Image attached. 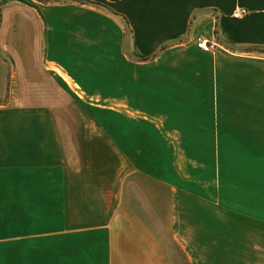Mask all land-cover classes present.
<instances>
[{"label":"crops","instance_id":"crops-1","mask_svg":"<svg viewBox=\"0 0 264 264\" xmlns=\"http://www.w3.org/2000/svg\"><path fill=\"white\" fill-rule=\"evenodd\" d=\"M82 1L0 0V264L221 263L261 224L264 0Z\"/></svg>","mask_w":264,"mask_h":264},{"label":"rangeland","instance_id":"rangeland-1","mask_svg":"<svg viewBox=\"0 0 264 264\" xmlns=\"http://www.w3.org/2000/svg\"><path fill=\"white\" fill-rule=\"evenodd\" d=\"M105 149H102V154H105ZM184 151L187 152V154H190V151L192 152L191 155H196L198 157V161L203 163V167L211 166L212 165V158L215 160L218 157H224V161L226 162L225 155L227 154V161L224 164H218L223 166V171L226 173H230L231 175H234L236 173L234 172H239V164H237V156H238V151L239 149H183V154ZM262 153V164H261V171H262V176L261 179L256 181L255 187L256 190L259 187L261 189V200H262V205L260 209V214H261V224L260 227L257 225V217L258 215L256 214V226L255 228H249L246 227V235L242 233L239 229V231L242 234V241H241V246H238L236 248L230 247V252L225 249V255L223 261V264H264V148L261 149ZM199 172H203L202 166H199L198 168ZM229 175V174H228ZM228 184L230 182V188H237V187H245L243 189H250L252 188V181L241 178V180H227L226 181ZM257 198V197H256ZM258 211V210H257ZM238 229H231V232L237 231ZM166 238V239H165ZM165 238L163 237L162 239L165 240L167 243V246L169 247L170 253L173 255L174 261L176 264H186L183 254L180 252V250L171 243L170 239L168 236ZM233 237L231 236V239ZM203 251H205V248L203 246ZM229 254V255H228ZM199 256V262L200 260L204 262H208L205 260V254L201 253L198 255ZM228 256V257H227ZM221 263L219 264H222Z\"/></svg>","mask_w":264,"mask_h":264},{"label":"built area","instance_id":"built-area-1","mask_svg":"<svg viewBox=\"0 0 264 264\" xmlns=\"http://www.w3.org/2000/svg\"><path fill=\"white\" fill-rule=\"evenodd\" d=\"M243 11H244V9H240V10H238V11H234V12L232 13V15L236 16V15H238L239 13H242ZM196 45H197V47L202 48V49H204V50H209V49H211L212 46H213L212 43H206V42H205L203 39H201V38H198V39H197Z\"/></svg>","mask_w":264,"mask_h":264},{"label":"trees","instance_id":"trees-1","mask_svg":"<svg viewBox=\"0 0 264 264\" xmlns=\"http://www.w3.org/2000/svg\"><path fill=\"white\" fill-rule=\"evenodd\" d=\"M41 1H49V0H41ZM76 1L77 2H83L82 0H76ZM84 2H86V3H93V2L88 1V0H85ZM160 48H162V46Z\"/></svg>","mask_w":264,"mask_h":264}]
</instances>
